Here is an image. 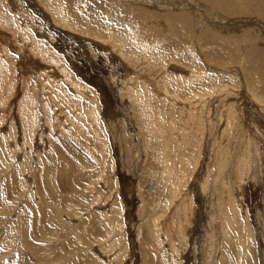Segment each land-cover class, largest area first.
I'll use <instances>...</instances> for the list:
<instances>
[{
  "label": "rangeland",
  "instance_id": "rangeland-1",
  "mask_svg": "<svg viewBox=\"0 0 264 264\" xmlns=\"http://www.w3.org/2000/svg\"><path fill=\"white\" fill-rule=\"evenodd\" d=\"M0 264H264V0H0Z\"/></svg>",
  "mask_w": 264,
  "mask_h": 264
},
{
  "label": "bare ground",
  "instance_id": "bare-ground-1",
  "mask_svg": "<svg viewBox=\"0 0 264 264\" xmlns=\"http://www.w3.org/2000/svg\"><path fill=\"white\" fill-rule=\"evenodd\" d=\"M224 1V0H223ZM221 2V1H220ZM219 4V3H218ZM223 4V3H222ZM224 5H225V3H224ZM226 5H227V3H226ZM218 6H220V5H218ZM224 8V7H223ZM222 9V8H221ZM182 13V12H181ZM183 14V13H182ZM184 15V14H183ZM187 15V14H186ZM178 16H179V14H178ZM188 16V15H187ZM185 17V16H184ZM174 18V17H173ZM183 19V18H182ZM175 20H176V18H175ZM247 35V34H246ZM174 65V64H173ZM170 71L171 72H173V73H177L176 71H178V73L177 74H183V73H179V72H188L187 71V69H184V68H182L181 66H179V65H176L175 66V68H173V66H171L170 67ZM186 74V73H185ZM27 239V238H26ZM190 249V248H189ZM165 258V257H164ZM165 260V259H164Z\"/></svg>",
  "mask_w": 264,
  "mask_h": 264
}]
</instances>
